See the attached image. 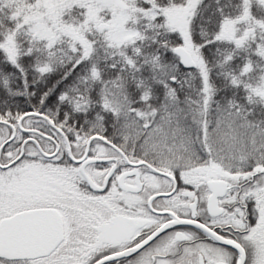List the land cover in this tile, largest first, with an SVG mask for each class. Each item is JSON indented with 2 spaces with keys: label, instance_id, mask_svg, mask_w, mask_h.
Masks as SVG:
<instances>
[{
  "label": "snow or ice",
  "instance_id": "1",
  "mask_svg": "<svg viewBox=\"0 0 264 264\" xmlns=\"http://www.w3.org/2000/svg\"><path fill=\"white\" fill-rule=\"evenodd\" d=\"M0 264H264V0H0Z\"/></svg>",
  "mask_w": 264,
  "mask_h": 264
}]
</instances>
